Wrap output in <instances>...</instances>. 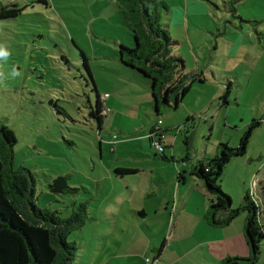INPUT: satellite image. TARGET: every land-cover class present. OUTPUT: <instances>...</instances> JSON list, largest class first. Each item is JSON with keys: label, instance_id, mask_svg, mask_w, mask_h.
<instances>
[{"label": "rangeland", "instance_id": "obj_1", "mask_svg": "<svg viewBox=\"0 0 264 264\" xmlns=\"http://www.w3.org/2000/svg\"><path fill=\"white\" fill-rule=\"evenodd\" d=\"M0 2L23 9L17 18L0 20V127L11 129L17 140L8 166L32 175L41 209L66 219L80 204L90 206L87 223L68 237L77 247L72 264H107L113 254L111 264H150L157 258L147 247L171 240L167 228L145 232L148 223L158 229L162 218L141 221L128 207L121 210L127 199L122 187L104 181L95 190L107 167L141 159L136 139L142 134L127 131L149 132L159 120L163 128L171 125L167 157L175 161L167 166L189 171L193 162L214 159L222 143L238 147L250 124L260 122L246 155L231 160L220 185L233 195L234 208L238 188L264 190V0H158L172 53L184 59L186 73L198 71L203 80L193 83L178 110L162 102L160 116L149 106L151 80L146 92L133 81L141 73L120 60V45L134 48L135 39L114 0ZM99 93H108L110 105L120 103L101 134L91 118ZM63 174L79 190L52 193L50 186ZM129 253L141 254L128 261ZM257 264H264V241Z\"/></svg>", "mask_w": 264, "mask_h": 264}, {"label": "trees", "instance_id": "obj_2", "mask_svg": "<svg viewBox=\"0 0 264 264\" xmlns=\"http://www.w3.org/2000/svg\"><path fill=\"white\" fill-rule=\"evenodd\" d=\"M122 13L123 22L130 29L135 47L120 45L121 62L151 80L152 96L156 112L161 104L178 109L190 92L198 74L186 73L182 57L172 53L173 41L162 21L158 0H114ZM23 9L0 2V20L17 18ZM83 64L92 78L88 59ZM202 81V79L200 78ZM98 113L94 112L99 125L103 124V102L98 94ZM261 125L253 121L241 137L238 147L226 143L219 145L221 155L207 163L199 161L191 174L203 181L211 205L205 213V221L214 228H225L237 217L246 214L245 236L251 250L249 258H227L223 264H257L264 241L262 210L257 199L247 193L239 207H233L229 194L223 191L220 181L226 166L232 159L246 155L253 131ZM189 146V138H186ZM17 144L14 132L0 127V264H72L77 247L68 237L89 220L88 205L82 203L69 218H62L56 211L41 209L35 203V181L23 171H13V148ZM119 174L133 173L130 169H118ZM31 178V179H30ZM79 189L68 187L65 191Z\"/></svg>", "mask_w": 264, "mask_h": 264}, {"label": "crops", "instance_id": "obj_3", "mask_svg": "<svg viewBox=\"0 0 264 264\" xmlns=\"http://www.w3.org/2000/svg\"><path fill=\"white\" fill-rule=\"evenodd\" d=\"M196 72L194 74H199L198 71ZM147 79L145 76L138 74L133 81L144 86L146 92H148L149 83L146 82ZM198 81L203 83V80L199 79ZM95 85L97 90L96 82ZM133 88L139 91V89ZM150 92L152 94V89ZM105 95H108V93H105ZM100 96L102 97L103 95L100 94ZM108 99L103 102V106L109 108L113 113L114 107L118 108L120 103L115 101L110 105ZM149 106L156 109L153 99L149 102ZM108 115L104 117L103 124L99 128L101 132ZM160 115L161 113H157V116ZM193 119L194 115H188V122ZM170 128H172L171 125H166L163 128L165 131L164 144L166 147L165 153L160 155L163 162L156 159L158 157L157 152L152 147L151 140L149 139L151 131L146 132V130L141 131V129L127 131L129 133L141 132L142 135L139 136V139H136L137 141H141V150L139 151L141 159L134 157L129 163L107 167L106 177L100 178L99 181L101 182L98 181L99 183L96 184V192L100 191V186L104 181H108L110 184H113V187H122L127 192V199L120 203L122 204L121 210L128 207L141 221L143 219L147 220V218H162V221L157 223V226H160L158 229L149 223L145 226V232L147 230L148 234L166 228V235L172 234L171 240L169 242L166 241V243L164 238L160 247L157 244L154 246V249L152 247L149 248L150 245L147 247L148 251L152 250L153 255L162 264H223L227 258H249L251 250L245 236L246 214L240 215L225 228L210 226L205 221L204 216L211 205V196L208 194L203 181L191 174L193 167L197 163L193 162L189 171L179 166H167L175 161L174 155L171 159L167 157V151L172 148V142L168 134ZM99 145L103 153L102 139L99 140ZM188 147L186 145V155H189ZM215 154L216 157L219 155V147ZM201 161L205 162L204 160ZM118 169H130L134 172L122 175L117 172ZM167 169H169V174L165 173ZM162 170L164 173H162ZM180 172H183V175H180ZM62 176L65 177L69 186L67 175L63 174ZM89 192L91 193V191ZM247 193L254 194L264 216V190L260 191L258 195L253 190H241L238 188V207ZM116 200L118 203V198ZM88 208L90 211L89 205ZM110 211V216L116 217L117 212L113 209ZM140 222L136 221V224ZM262 224L264 227L263 219ZM140 254L129 253L125 254V257L130 261ZM115 258L117 256L113 254L111 260H115ZM111 260L107 264H111Z\"/></svg>", "mask_w": 264, "mask_h": 264}, {"label": "built area", "instance_id": "obj_4", "mask_svg": "<svg viewBox=\"0 0 264 264\" xmlns=\"http://www.w3.org/2000/svg\"><path fill=\"white\" fill-rule=\"evenodd\" d=\"M108 98V95H104L101 97L102 102H104ZM111 112V110L105 106H103L102 113L103 115H108ZM163 121L159 120L155 127L151 130V133L149 135V139L151 140L152 147L160 154H164L166 147H165V131L163 129ZM254 196V194L252 195ZM150 264H162L160 261H151L148 260Z\"/></svg>", "mask_w": 264, "mask_h": 264}, {"label": "water", "instance_id": "obj_5", "mask_svg": "<svg viewBox=\"0 0 264 264\" xmlns=\"http://www.w3.org/2000/svg\"><path fill=\"white\" fill-rule=\"evenodd\" d=\"M93 109H94V112L98 113L97 103ZM91 118L96 120L95 114L92 113ZM99 128H100V125H99ZM98 131L101 132L100 129ZM68 187L69 186H68V183H67V180L65 179V177H59L56 180H54V182L50 186V190L54 194H59V193L64 192Z\"/></svg>", "mask_w": 264, "mask_h": 264}, {"label": "clouds", "instance_id": "obj_6", "mask_svg": "<svg viewBox=\"0 0 264 264\" xmlns=\"http://www.w3.org/2000/svg\"><path fill=\"white\" fill-rule=\"evenodd\" d=\"M0 55H4V53H0Z\"/></svg>", "mask_w": 264, "mask_h": 264}]
</instances>
